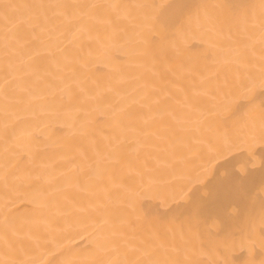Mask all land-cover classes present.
<instances>
[{
  "label": "bare ground",
  "instance_id": "1",
  "mask_svg": "<svg viewBox=\"0 0 264 264\" xmlns=\"http://www.w3.org/2000/svg\"><path fill=\"white\" fill-rule=\"evenodd\" d=\"M0 264H264V0H0Z\"/></svg>",
  "mask_w": 264,
  "mask_h": 264
}]
</instances>
